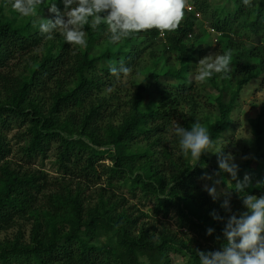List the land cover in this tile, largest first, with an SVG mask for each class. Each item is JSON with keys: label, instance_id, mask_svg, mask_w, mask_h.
<instances>
[{"label": "trees", "instance_id": "16d2710c", "mask_svg": "<svg viewBox=\"0 0 264 264\" xmlns=\"http://www.w3.org/2000/svg\"><path fill=\"white\" fill-rule=\"evenodd\" d=\"M187 1L193 11L185 9L178 28L165 32V46L156 29L113 44L101 24L96 30L85 25L87 48H81L59 33L45 39L34 17L21 18L13 0H0V264H199L198 252L222 248L224 225L210 213L226 220L245 211L229 190L236 180L220 173L230 196L226 213L224 197L214 202L198 181L208 153L193 168L174 131L168 133L176 123L190 128L199 122L217 142L231 128L246 86L264 83V0L252 7L242 0ZM48 3L38 15L54 19ZM57 8L64 10L61 0ZM196 14L220 34L218 54L232 50V72L206 82L214 91L206 97L214 103H207L213 119L197 103L201 83L193 77L202 48L193 36ZM237 31L244 35L233 43ZM250 37L260 43L248 48ZM111 63L132 71L113 77ZM125 77L136 87L122 103L117 90ZM152 93L157 100L146 104ZM263 113L264 107L249 121L257 144ZM17 123L26 125L21 159L29 165L53 157L59 176L8 159L4 136ZM245 175V192L264 195V151L239 165L237 180ZM99 182L107 188L96 189Z\"/></svg>", "mask_w": 264, "mask_h": 264}, {"label": "clouds", "instance_id": "9594fccd", "mask_svg": "<svg viewBox=\"0 0 264 264\" xmlns=\"http://www.w3.org/2000/svg\"><path fill=\"white\" fill-rule=\"evenodd\" d=\"M45 0H13L12 8L21 18L34 17L33 27L38 28L47 40H53L59 33L66 43L87 48L85 25L96 30L101 24L107 26L110 42H121L131 34L156 29L161 34L174 31L184 18L186 0H61L63 11L57 8V0H49L47 10L54 19H44L38 10ZM246 7L253 6V0H242ZM232 50L222 54H209L199 60L194 69V80L201 84L216 75L227 76L232 72ZM109 73L113 77L128 74L132 69L124 65H109ZM178 138L181 154L195 161L193 168L200 163L205 153L217 156L218 172L226 173L235 184L230 183L232 192L239 194L245 211L231 213L230 196L226 192H217L215 186H205L208 195L215 202L224 197L220 207L231 213L225 220L215 212L210 213L212 219L223 223L222 236L225 243L218 251L198 252L199 264H264V195L255 196L245 192L250 177L237 180L239 166L234 157L217 148L209 130L199 122L190 128L177 125L174 130ZM214 229L209 227L206 235L212 236Z\"/></svg>", "mask_w": 264, "mask_h": 264}, {"label": "rangeland", "instance_id": "374dc122", "mask_svg": "<svg viewBox=\"0 0 264 264\" xmlns=\"http://www.w3.org/2000/svg\"><path fill=\"white\" fill-rule=\"evenodd\" d=\"M211 2L218 3L221 0H210ZM192 7V4L186 0V7ZM210 24V20L206 19L205 17L200 16L195 25V33L193 34L194 37H200L199 41L201 44V59L208 56L209 54H218L219 49V39L214 36L212 33L208 32V27ZM244 35V32L237 31L236 34H233L230 40L233 43H238L241 41V36ZM193 37V39H194ZM259 38L250 37L245 39V44L248 48H253L257 46L259 42ZM176 59H169L168 63L172 65H176ZM162 83L169 82L168 79H162ZM120 88L117 90V94L120 97L122 103L129 100V97L132 95L136 87V81L132 77H125L123 78L119 85ZM133 86V87H132ZM198 89L201 91V95L197 100V103L203 108L204 112L211 116V119L216 117V113H214L213 107L208 106L207 103H213L212 100H208L206 97L210 96L211 98L214 96L213 89L209 86L208 83L198 84ZM104 94H107L105 92ZM145 97L147 94H144ZM157 94L152 93L146 97V104L152 103L153 101L157 100ZM264 107V83L260 81H252L249 83L244 91L242 92L237 107L232 113V126L229 130H227L222 137L216 142L217 148L214 151H218L221 148H224L223 151L225 153H229L234 157V162L239 166L244 164L250 158L260 154L264 151V136L263 140L260 144H257L255 138L253 136L251 126L249 124L250 119L256 118L259 113L261 112L262 108ZM123 108V107H122ZM185 105L181 106L183 111L185 110ZM122 110L120 108V113ZM213 115V116H212ZM262 118V125L264 128V113L261 116ZM179 123V122H178ZM179 124H174L171 128L168 135L170 136L171 133L175 130V127ZM26 130V125L21 126L19 123L12 125L11 129L5 133L4 139L5 143L7 144L8 148L11 149V155L9 156V160L14 163H18L24 167H31L40 169L46 172L51 177L59 176L58 170L56 169V165L54 163L53 157H46L43 161H36L31 164H26L25 161L21 159L20 154V147L23 146V142L20 141V135L24 133ZM210 163L206 164L203 167V175L201 178L198 179L199 184L205 189V186L212 187L215 186L217 192H226L228 193V189L222 186V180L220 174H216L218 172V162L217 156L208 153L207 154ZM190 164L193 166L195 163L193 160L190 159ZM98 187H106V183L99 182L96 186ZM94 187L89 188L88 195L93 190ZM108 190V189H107ZM93 197V196H92ZM221 197L220 199H222ZM133 203H136L135 201ZM148 208L142 209V211H146ZM191 217L194 218V214L191 213ZM167 222V221H166ZM167 224L175 230V221L169 220Z\"/></svg>", "mask_w": 264, "mask_h": 264}, {"label": "built area", "instance_id": "2783aa9c", "mask_svg": "<svg viewBox=\"0 0 264 264\" xmlns=\"http://www.w3.org/2000/svg\"><path fill=\"white\" fill-rule=\"evenodd\" d=\"M186 11H188V12H191V11H193V8L192 7H190V6H187L186 8ZM196 17L197 18H199L200 16H199V14H196ZM208 32L209 33H212L214 36H216L217 37V39H219V37H220V34L219 33H217L215 30H213V29H208ZM189 38H190V36H188ZM158 43H160V44H162V45H166V39H165V33H163V34H161L160 32H159V34H158Z\"/></svg>", "mask_w": 264, "mask_h": 264}]
</instances>
